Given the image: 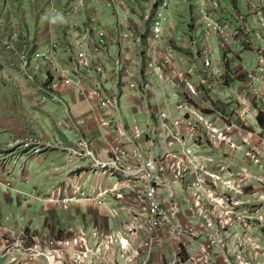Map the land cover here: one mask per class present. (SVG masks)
<instances>
[{
    "label": "built area",
    "instance_id": "built-area-1",
    "mask_svg": "<svg viewBox=\"0 0 264 264\" xmlns=\"http://www.w3.org/2000/svg\"><path fill=\"white\" fill-rule=\"evenodd\" d=\"M137 1L64 0L56 9L60 0H49L51 15L64 25L54 27V36L52 28L45 29L48 35L31 36L25 24L13 43L8 38L12 34L0 35V65H14L27 80L26 89L33 90L32 83L41 75L75 88L94 116L97 109L105 111L97 118L105 135L116 134L107 159L83 136L77 145L64 147L69 163L90 159L88 169L100 182L79 185L66 168L65 183L53 185L47 201L70 207L97 201L119 219L120 227L89 232L83 225L74 233L80 246L71 250L68 237L59 245L44 247L36 233L2 223L1 235L7 242L0 257L13 264L37 259L45 264H154L155 249L164 243L170 248L168 264H212L211 250L201 242L208 236L198 229L217 218L220 208L213 202L221 178L219 171L209 172L212 159L206 149L215 148L216 141L232 140L206 112L226 121L227 136L240 126L225 110L235 113L242 107L264 113V48L256 44L264 43V0H229V4L141 0L139 5ZM238 1L243 2V10H237ZM0 30H4L1 23ZM212 37L222 61L217 60ZM5 49L13 53L5 56L1 52ZM238 49L254 51L253 64L238 74L227 73L225 59ZM38 91L41 96L32 98L34 104L53 98L50 89ZM54 98L61 99L60 94ZM128 107L138 112L128 114ZM65 113L66 122L80 132L86 119L76 121L67 106ZM258 138L264 144V138ZM18 143L0 146V188L22 196L28 192L1 174L10 156H32L42 150L34 136ZM209 205L215 206L211 212L206 210ZM227 264L231 263L227 260Z\"/></svg>",
    "mask_w": 264,
    "mask_h": 264
},
{
    "label": "crops",
    "instance_id": "crops-1",
    "mask_svg": "<svg viewBox=\"0 0 264 264\" xmlns=\"http://www.w3.org/2000/svg\"><path fill=\"white\" fill-rule=\"evenodd\" d=\"M244 52H251V50H237L238 54H236L240 60L236 59L234 63H230L232 67L234 64H237L234 70H230L232 74L239 72L235 70L237 66L242 71L243 68L252 66L253 56L245 58L243 57ZM251 53L255 54L254 51ZM225 60L227 61V59ZM12 67L15 66L13 65ZM0 68L4 73L0 80L3 85L10 87L8 92L0 94V137H2L0 139V146L9 145L12 142H17V145H20L18 141L34 136L39 139L42 150L41 153L32 156L22 155L20 158H15L13 155L10 156L4 173L1 175L7 176L19 190L42 193V195L52 193L54 191L53 185L57 183L63 185L65 183L66 168L72 171L69 173V177L75 179V182L79 185H82L84 181L87 186L99 183L100 178L91 174L88 169L90 159H83L80 163L73 160V162L69 163L68 159L70 158V154L64 147L77 145L80 136H83L90 141L102 159H107V151L111 143L115 140L116 134L105 135V128L103 129L101 125L98 126L99 122L97 118L104 117L105 111L97 109L95 111L96 115L94 116L91 106L77 89L65 87L62 82L57 83L56 80L52 81L49 76H39L38 80L32 83L33 90H27L25 86L27 80L19 70H9L3 68L1 65ZM227 68L229 69V66ZM39 87L45 90L50 89L53 98H50L44 104H34L32 98L37 99L41 96V93L38 91ZM63 91L68 92L69 98L63 97ZM57 94H60L61 99L54 98ZM57 103L59 105H56ZM66 106L70 109L71 115L76 121L81 118L86 119L87 122L80 126V132L74 124L66 122V119H68L65 113ZM125 110L129 111L127 112L128 114L138 112V109L132 107H128ZM237 111L238 109H236ZM251 111L255 117L257 113L252 109ZM63 122L67 125H64ZM74 130L77 131L75 136L73 134ZM15 160L17 161L15 162ZM1 161L2 158L0 157V163ZM56 168L59 169L57 170L59 172L55 170ZM105 180L107 184H110L107 178ZM79 181L83 182L80 183ZM12 194L14 197H12ZM14 201L17 202L16 192L1 187L0 224L10 223L15 227L19 225L25 227L26 230L40 236V242L44 247L59 245L61 240L68 237L70 240V249L78 248L80 242L74 234L76 231L74 228H77L76 226L78 225H84L88 228L89 232H92L95 228L102 231H108L115 227L118 229L121 224L118 218L111 217L107 209L97 201L76 203L72 206L73 208L71 210H68L69 212L66 211L71 216L68 219H63L58 212L59 208H62L64 205L62 206L57 203L51 204V202L47 201L54 208L52 212L53 217L56 212L58 217L53 220L54 229L52 228V233L45 236L47 231L44 228V220L39 214L36 215V212L33 211V203L37 205L40 204L39 201H33L29 198H23L22 203L15 204ZM14 206L17 209L23 210L20 215L13 212ZM14 214L18 216L15 217ZM28 216L31 219H28ZM75 216L77 218L73 219ZM77 219H80V221ZM1 234L0 230V251L7 242L6 238ZM158 251L162 252V254H159ZM169 254V243H164L161 247H156L153 258L154 264H160L159 262L163 258L162 256L168 257ZM66 257L71 260L72 251H68ZM0 264L13 263L6 257H0ZM27 264H45V261L37 259L32 262L28 261Z\"/></svg>",
    "mask_w": 264,
    "mask_h": 264
},
{
    "label": "rangeland",
    "instance_id": "rangeland-1",
    "mask_svg": "<svg viewBox=\"0 0 264 264\" xmlns=\"http://www.w3.org/2000/svg\"><path fill=\"white\" fill-rule=\"evenodd\" d=\"M137 2L139 5L142 1L139 0ZM63 3L64 0H60L56 9ZM225 3L229 4V0H225ZM49 4V0H20L18 3H4V0H0V23L4 29L3 31L0 30V35L7 38L5 35L12 34L13 37L8 38L13 43V38H16L20 33L23 34L20 31V25L25 24L31 36L36 37L43 33L48 35L45 31L46 28H52L51 35L54 36V27H62L64 25L59 21L58 16L53 17L51 15L52 12L47 7ZM236 8L237 10H243V2L238 1ZM104 15L110 18L111 12H105ZM64 19L62 17V20ZM186 19L187 17H185ZM37 21L38 28L36 27ZM55 35L58 36L59 33H55ZM211 42L215 46L217 60L222 61V52L218 49L214 37L211 38ZM256 44L264 48V43L259 44L256 42ZM181 48L185 49L183 46ZM15 49L18 50V47H15ZM1 52H4L5 56L13 53L7 49L1 50ZM252 56L254 61V54L251 52L243 53V57L245 58ZM16 57L18 59L17 55ZM236 59L240 60L237 54L227 57L225 67L229 66V71L234 70V67H236L237 64H234L233 67L230 66V63H234ZM7 61L2 63H6ZM220 66L224 68L223 65ZM4 68L16 70V67L10 68L5 66ZM235 70L240 71L241 68L237 66ZM2 73V69L0 68V79L4 75ZM238 86L239 82H235L234 88L237 89ZM9 89L10 87L3 85L0 80V94L8 92ZM27 89L30 90V87ZM63 97L69 98L67 91H63ZM217 97H215L216 100ZM56 105H59V103ZM237 109L238 111L235 113L225 110L226 114H231L232 119L240 126L239 129L231 130L232 132L228 136L226 134V121L223 122L217 116L214 118L215 116L211 115V111L206 112L209 119L214 121V125L218 126L220 132H223L232 141L230 143H227L226 140L221 142L216 141L214 145L216 147L211 148V151H207L208 145H203V148L209 153L208 157L212 159V162L208 164L209 172H216V170L220 172L221 181L215 186V191H217L219 198L216 196L217 200L213 202L216 207L219 206L220 210L215 213L217 218L214 219L213 217V220L206 224L207 227L204 226V228L198 230L203 231L208 236L202 239L201 242L208 244V248L211 250L212 264H227V260L231 264H264V144L258 138L260 136L264 138V126L258 124L257 116L255 115L254 117L250 109L242 107ZM73 134L75 136L77 131L74 130ZM79 182L82 183L83 181ZM207 184H210V180L207 181ZM51 194L45 193V195H42V193L28 192L27 195H22L27 199L39 201L40 204L36 205V203H33V211L44 220V228L47 231L45 236L52 233V228L54 229L53 220L58 217L57 212L53 217L52 212L54 208L47 203ZM22 196L16 194L17 202L14 201V203H22ZM12 197H14L13 194ZM42 204L44 205L42 206ZM61 205L63 206V204ZM215 206L209 205L206 210L211 212ZM63 207V209L59 208V214L63 219L70 218L71 216L66 211L71 210L73 207L69 205H64ZM22 211V209H17L14 206L13 212L20 215ZM14 215L15 217L18 216ZM75 218L77 217L75 216L73 219ZM28 219H31V217L28 216ZM77 220L80 221V219ZM28 227L30 226L28 225ZM76 227L74 229L77 231L81 225ZM112 229H117V227ZM188 250L189 252L185 256L187 258L190 257L192 247H189ZM158 252L162 254V252ZM162 257L159 263L164 264L165 262V264H168L171 255L169 254L168 257L163 255ZM199 259L205 260L204 257H199Z\"/></svg>",
    "mask_w": 264,
    "mask_h": 264
},
{
    "label": "trees",
    "instance_id": "trees-1",
    "mask_svg": "<svg viewBox=\"0 0 264 264\" xmlns=\"http://www.w3.org/2000/svg\"><path fill=\"white\" fill-rule=\"evenodd\" d=\"M257 117V122L260 126H264V113L262 112H258V114L256 115Z\"/></svg>",
    "mask_w": 264,
    "mask_h": 264
},
{
    "label": "clouds",
    "instance_id": "clouds-1",
    "mask_svg": "<svg viewBox=\"0 0 264 264\" xmlns=\"http://www.w3.org/2000/svg\"><path fill=\"white\" fill-rule=\"evenodd\" d=\"M227 68V67H226ZM230 71H229V69L227 68V73H229Z\"/></svg>",
    "mask_w": 264,
    "mask_h": 264
}]
</instances>
